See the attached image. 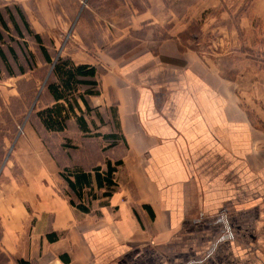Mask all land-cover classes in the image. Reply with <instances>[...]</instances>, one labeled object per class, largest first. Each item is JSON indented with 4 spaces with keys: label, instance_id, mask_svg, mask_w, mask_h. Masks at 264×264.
I'll list each match as a JSON object with an SVG mask.
<instances>
[{
    "label": "crops",
    "instance_id": "0c3cea01",
    "mask_svg": "<svg viewBox=\"0 0 264 264\" xmlns=\"http://www.w3.org/2000/svg\"><path fill=\"white\" fill-rule=\"evenodd\" d=\"M76 4L0 0V13L12 27L7 9L18 22L22 10L50 54L66 28L88 21L115 28L101 30L100 43L122 41L131 27L148 28L150 45L130 65L70 54L75 65L97 67L99 94L88 97L89 110L78 100L64 131H48L39 118L26 126L25 154L0 176V248L29 264H264V66L232 49L254 47L247 37L264 28V0L249 8L245 0H90L80 14ZM123 9L135 13L125 19ZM195 23L198 34L189 31ZM217 28L227 32L213 46L230 51L207 58L198 47ZM29 48L38 65L40 49ZM240 54L228 74L238 84L226 81L221 58ZM27 72L11 75L0 60L8 98L16 91L9 81ZM43 131L68 141L51 146ZM109 163L115 184L105 196L96 170L104 174ZM65 168L90 174L81 199ZM81 200L89 211L71 203Z\"/></svg>",
    "mask_w": 264,
    "mask_h": 264
},
{
    "label": "rangeland",
    "instance_id": "374dc122",
    "mask_svg": "<svg viewBox=\"0 0 264 264\" xmlns=\"http://www.w3.org/2000/svg\"><path fill=\"white\" fill-rule=\"evenodd\" d=\"M88 1L90 0H77L78 4L75 5V13L79 12L80 14L79 10H81V7H85ZM251 2L252 0H245L247 8L250 7ZM107 6L111 8L114 7V5H109V3ZM134 13L135 12L131 10L123 9L121 15L124 16L125 19H127L130 18ZM111 14L112 11L107 12L108 17L114 16V13L112 15ZM102 15H106V12H102ZM235 17L236 18L233 19V22L234 25H237L238 15H236ZM256 20L259 21V19ZM107 24L108 26L103 29L101 28V26H99L98 23L92 25L88 21L86 22V24L79 25L77 27L69 26L68 28H66L64 30L65 32L63 36L58 40L56 46L54 48L50 47L51 54L54 57L53 61H56L58 57H61V59L63 60H70V54H74L77 55V57H85L86 55H90L92 57V61H101L104 63V65L109 64V62L114 65L118 64V66L120 63L130 65L132 63L140 62L137 59L132 60V56L150 45L149 43H146L145 40V37H147L146 35L148 34V28L134 30V28L131 27H124L122 28L124 31H120V35H125V38L122 41H118L115 43H100L97 40H99V32L101 30H103V32L106 29L111 31L115 30L114 27L110 26L109 22ZM221 29L217 28L214 31H210V33L203 35L202 42L198 48L207 58H211L209 53L212 49L215 50L214 54H217V51L220 53H223L224 50L230 51L227 48L226 43H220L217 49H215V47L213 46V42L217 41V37L222 38V36L227 32V30L226 32L223 31L224 28ZM198 30L199 26L195 23L190 26L189 31H193V34H198ZM159 31L164 33L163 28H155V33ZM258 31L259 33L255 32L256 35H253L251 33L250 37H247L250 39V41H252V46L254 47H248L250 49H245L243 45H237L236 47H232V49H237V51L242 52L241 54L244 53V55H246V57H249L251 59V62L255 65L258 64V66H264V28H261ZM260 34H262V36H260ZM208 35L211 36L208 38ZM27 39L28 38H26V40ZM29 41L30 42L27 41L29 47L31 46L36 49V42L30 39ZM191 42L193 41L191 40ZM188 45L196 47V43L194 42L188 43ZM210 45L213 46V48H211ZM241 54L239 56L233 55V57H230L233 59H229L227 57L222 59V55L219 57L221 58L220 62H222V64L220 65L221 75L225 78L226 81L233 80L238 84L239 81L237 77L239 75L231 76L228 74L235 72V70L233 69L235 67L232 66V64L237 59V57L242 56ZM239 66L241 69V65ZM14 67L15 70L18 71L16 65H14ZM37 68H42L44 69V71H42L41 73H37L35 72V69ZM52 68V64L48 65L47 63L42 61L39 62L35 67H32V69L27 68L28 72L26 75L21 76L19 74L18 76H14L13 79L9 81V83H11L13 86H16L17 92L15 91L10 98H8L7 90L5 91L3 89V76L0 75V79H2L0 80V176L3 166L6 163L10 162V159H12L15 154H25L23 146H25L24 138L27 136L24 134L26 126L28 127L29 124H32V122H38V112H41L54 105L53 103H51L52 94L50 93L46 85ZM87 118L90 119L89 115H87ZM43 133L48 144L51 146H64L65 143L63 142V140H65L66 143L68 141V139H65L63 133L58 135H51L50 133H47L45 131H43ZM28 143H30V141H28ZM57 153L61 155L58 148ZM87 156L91 157L90 154H87ZM61 157L63 156L61 155ZM120 178V175H118L117 178V175L114 174V179L116 181H119ZM255 235L256 234H253V239H255ZM253 252H257L256 248H253ZM254 259L256 260V262H258V256L257 258L254 257ZM0 264L17 263L13 258L9 257V255H7L0 248Z\"/></svg>",
    "mask_w": 264,
    "mask_h": 264
},
{
    "label": "trees",
    "instance_id": "16d2710c",
    "mask_svg": "<svg viewBox=\"0 0 264 264\" xmlns=\"http://www.w3.org/2000/svg\"><path fill=\"white\" fill-rule=\"evenodd\" d=\"M16 10L20 18L19 22L16 21L14 14L7 9L12 27L8 25L0 13V60L5 70L11 75H15L14 72L16 70L14 65H16L18 72L21 73L27 71V68L32 69V67L37 65V59L29 48L27 40H24V38L26 35H29L35 39L43 55V62L48 65H53L46 85L55 100L53 106L38 112V116L48 131H64L67 120L75 113L74 106H78V100L81 99L89 110L88 97L99 94L96 80L97 67L87 64L75 65L71 60H63L61 57L53 61L54 57H52L48 49L44 46L41 37L31 29L22 10ZM42 71H44L42 68L35 69L37 73H41ZM77 121L81 129H87L83 115L77 116ZM114 171L115 168L110 163L104 174L96 170L98 185H106L107 190L104 194L105 196H110L113 191L112 187L115 184L113 180ZM62 175L68 182L70 189L80 199L84 197V186L91 184L90 174L81 171L79 168H65ZM91 194H93L92 190L88 192V195L95 197ZM71 203L81 210L89 211V208L82 200L79 203H75L74 201H71ZM17 264H29V262L17 260Z\"/></svg>",
    "mask_w": 264,
    "mask_h": 264
}]
</instances>
